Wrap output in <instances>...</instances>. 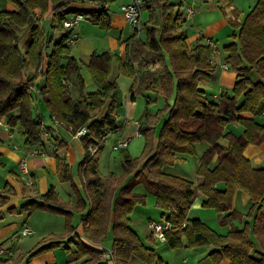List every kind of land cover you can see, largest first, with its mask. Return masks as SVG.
Wrapping results in <instances>:
<instances>
[{
	"label": "trees",
	"instance_id": "trees-1",
	"mask_svg": "<svg viewBox=\"0 0 264 264\" xmlns=\"http://www.w3.org/2000/svg\"><path fill=\"white\" fill-rule=\"evenodd\" d=\"M8 1L16 10L0 11V117L8 115L9 124L19 122L27 147H44L45 127L41 117L33 114L35 96L42 100L48 117L70 134L86 129L79 139L85 150L82 165L88 202L79 200L76 206H69L50 188L39 199L21 205L20 211L63 216L67 233L51 238L57 245L67 238L72 240L73 214L85 211L81 223L87 240L96 243L111 228L115 264H130L134 259L155 264L154 255L132 229L130 219L133 209L145 203V193H151L161 218L172 225L164 243L170 249H181L184 239L186 247L211 246L209 256L215 263L224 258L229 264H264V169L254 168L244 156L249 145L264 143V125L256 121L264 111V0H257L242 23L230 22L237 30L233 36L236 43L223 47L224 61L236 78L232 93L222 92L217 100H209L200 88L201 81L215 82L217 78L219 67L212 64L214 51L206 43L188 47L186 38L177 34L182 23L179 10L169 0H143L141 11H147V20L140 34L134 31L124 41L122 61L107 53L90 57L86 69L97 89L85 94L81 65L70 56L67 45L73 30L65 29L63 21L76 13L68 8L71 4L100 0ZM49 9L52 16L45 29L41 23ZM79 13L101 28L109 27L104 9ZM54 33L59 36L56 40ZM25 36V47H21ZM115 66L119 75L135 79L132 99L137 93L147 92L160 95L166 102L173 98L172 104L166 105L167 118L156 140L149 127L139 126L146 137L142 158L123 155V176L130 180L119 188L101 183L96 161L88 159L89 147L98 146L99 152L106 135L118 129L117 85L111 80ZM150 66H154L152 71ZM74 84L80 92L76 98L70 88ZM106 105L107 112L97 118ZM246 113L251 118L242 116ZM229 124L239 125L242 133L236 136L226 131ZM225 141L226 147L221 144ZM198 144L207 145L196 169L200 184L194 186L165 172L167 167L182 162V156L194 157ZM56 160L59 171L66 174L68 167L59 157ZM139 186L144 194L135 192ZM6 190L0 188V206L7 203ZM237 191L247 194L251 202L244 228L230 226L224 236L199 217H189L190 206L199 193L202 207L215 210L222 223H229L235 216L232 202ZM51 247L52 243L29 257ZM102 253L76 242L80 264H106Z\"/></svg>",
	"mask_w": 264,
	"mask_h": 264
},
{
	"label": "crops",
	"instance_id": "crops-1",
	"mask_svg": "<svg viewBox=\"0 0 264 264\" xmlns=\"http://www.w3.org/2000/svg\"><path fill=\"white\" fill-rule=\"evenodd\" d=\"M186 1L193 6L195 11L192 19L189 21H184L183 19V0H169V2L174 4L175 8L179 10L182 19L177 34H182L186 38V43L189 48L198 44H204L207 39H210L214 42H221L223 44L222 49L230 43H236L233 36L236 35L237 30L231 26L230 22H235L237 24L242 23L245 16L253 9L257 2V0ZM129 2L130 0H100L99 2L90 1L82 4H71L68 7L76 11V13L67 16L68 20L75 14H78L79 11L99 12L101 9H104L105 19L109 24V27L105 29L93 23L91 20L85 23H78V25L72 29L73 31L70 38L74 39V43H71L70 39L67 42L70 56L81 65L80 76L83 81L84 94L97 89L90 73L86 69V65L93 54L107 53L119 58L121 61L124 59V41L134 34V30L126 23L120 8L123 4ZM5 8L9 11L16 10L15 5L13 6L11 4H6ZM35 14L39 15V12L35 11ZM141 14L143 15L144 13L141 12ZM51 16L52 14L49 9V11L44 14L43 22H47L50 25ZM58 37L57 35L55 38ZM225 57V52H223V54L217 52L212 58V64L219 67L215 83L220 94L222 92L228 93V91L233 88L236 78V74L229 69V67H227V69L222 68V66H225V61H223ZM149 69L152 71L154 66L149 67ZM131 78L135 81L133 77ZM209 83V81H201L200 88L204 90L205 96L209 100H217L220 94L208 93L207 86ZM70 88L72 96L74 98L78 97L80 93L79 87L74 84L71 85ZM129 100L130 102H128L125 110V120L118 126L115 132L120 133L124 131L123 128L128 125V122L125 123V121L133 116L135 97L132 99L131 90ZM170 100L172 101V98ZM146 102L149 104L152 102V99H146ZM107 105L97 113V118L107 112ZM33 114L36 117L40 116L41 120H43V116H46L45 120L50 124V126L45 125L46 127L42 133L44 147H27L24 144L23 130L19 122L15 121L14 124H9L8 115L0 117V171L3 176V179L0 178V188L6 187L7 189L4 195L7 198V203L4 206H0V248L4 249V254L0 256V264H21V262H24V264H79L82 260L76 258V242H81L93 249L103 251L101 255L102 260L106 264H115L112 245L109 247L108 243V235L112 236L111 228L108 227L106 235L99 239L98 242L92 243L87 240L84 236L81 223L85 211H83V213L73 214L72 225L74 226V231L71 236L72 240L67 238L60 245H57L56 241L52 239L56 236L62 237L67 233L65 231L66 223L63 216L44 211H35L32 214L20 211L21 205L29 200L39 199V197L44 195L50 188H52L59 198L69 206H76L79 200L88 202V197L85 192V177L83 175L82 165L85 157V150L80 139L72 136L62 124L55 123L49 118L42 100L37 96H35V100L33 101ZM16 115V112L13 113L14 118ZM242 116L251 118V115L247 113ZM260 116L263 117L262 114ZM140 125L141 124H136L134 126L130 124L129 126L131 128L124 131V133H128L131 130L139 132L141 135L139 131ZM234 126L236 125L229 124L226 127V131L239 136L242 133V128L239 129L238 126L234 128ZM221 144L224 147L227 146L226 141L221 142ZM14 146H17L19 149L15 150ZM206 148L207 145L198 144L195 145L196 155L194 157L182 156V163L188 161L187 159H193L195 164L193 172L195 173L194 181L193 177H182V175L179 176L174 171L169 172L165 169V172L186 179L192 182L194 186H197L200 184V179L196 177V169L200 157ZM37 149H39L41 153L38 155L32 154V152ZM244 156L250 161L254 168L264 169V143L249 145L244 151ZM56 157H59L63 164L68 167V172L66 174L59 171ZM22 158L26 159L29 172L34 178L35 185L32 188L24 187L21 184L18 164ZM167 168L169 169L171 167ZM202 201L203 196L198 193L190 206L188 212L189 217L192 211H194L193 208L199 205L202 206ZM237 203L246 208L249 205L251 206L248 195L242 191H237L234 194L232 202V210L235 216L227 223L230 226H233V220L237 216L236 214H238L236 212ZM157 210L161 217L162 212L158 208ZM39 220H41L40 223H42L43 220V223L45 222L46 225L38 224L36 221ZM151 221L154 220L150 218L146 219L144 230L136 228L132 222L131 227L137 233L144 246L154 255L155 264H229L224 258L215 263L209 256V253L213 249L211 246L186 247V241L184 239V246L181 249H170L152 236L148 228V223ZM17 222H19V224ZM246 222H249V220H244V223ZM24 228L28 229L31 234L22 236L21 232ZM20 241L27 246V250L24 253L18 251V254V252L15 253L13 251V246ZM51 243L53 247L29 257L30 254L42 247L46 248ZM130 264L144 263L134 259Z\"/></svg>",
	"mask_w": 264,
	"mask_h": 264
},
{
	"label": "rangeland",
	"instance_id": "rangeland-1",
	"mask_svg": "<svg viewBox=\"0 0 264 264\" xmlns=\"http://www.w3.org/2000/svg\"><path fill=\"white\" fill-rule=\"evenodd\" d=\"M6 4H12L8 0H0V11H4L7 8H5ZM144 13L143 15L141 14L140 17V22L141 25H143L146 20H147V11H142ZM85 20L80 21L79 23H85ZM42 26L47 29L49 26V23L47 22H42ZM44 24V25H43ZM49 28V27H48ZM56 33L53 34V39H58L55 38L57 37ZM26 39V36L22 39L20 42L21 47H25L24 41ZM214 42V41H213ZM215 47L217 49L216 53L218 52L219 54H223V49L222 46L223 44L221 42H214ZM220 50V51H219ZM224 61V60H223ZM152 67V66H150ZM111 80L116 81L117 85V101L119 103V107L116 110L117 114V121H116V126L118 127L120 124L123 123L125 120V110L128 105L129 96H130V90L131 87L133 86V80L131 77H125L122 75H118L116 69L113 70L111 74ZM206 89V88H205ZM208 93H213V94H220V91L218 90L216 83L215 82H210L207 86ZM232 93V89L228 91V94ZM152 99V102L147 104L146 99ZM172 101L168 100L166 102L160 95H156L152 92H147L144 95H141L137 93L135 95V100H134V110H133V116L131 118H128L129 120H126L128 122V125H126L123 130L126 131L127 129L131 128L129 125H143L145 127L150 128V133L152 135V139L156 140L158 137V134L160 132V129L162 127V124L164 120L167 118V112H166V105L172 104ZM101 118V117H100ZM42 124L44 127L50 126V124L47 123L46 116H43L42 118ZM256 121L260 124L264 125V118L261 116L256 117ZM46 125V126H45ZM236 125V124H234ZM241 129L239 125H236ZM234 126V128H236ZM124 131L118 133V132H112L106 135L105 139L103 140V148L99 152L95 154L93 159L97 163V170H98V176L100 178V182L104 183L105 186H110V187H121L125 185L126 183L129 182L130 177H124L123 176V155L127 153L132 159H141L142 158V153L144 150V145L146 142V137L144 135L137 136V132L131 131L128 133H124ZM124 133V134H123ZM128 135V137H127ZM129 139V143L126 148L119 149V150H114L113 146L120 140L122 139ZM17 145V144H15ZM185 163L178 162L175 163L173 167L171 168H166L169 172H175L179 176L182 175V177H188L192 178L194 181L195 173L194 172V162L193 159H187ZM31 179H32V186H24L28 188H32L35 185V181L33 176L30 174ZM0 178L3 179V176L1 175L0 171ZM0 179V181H1ZM3 181V180H2ZM21 181V179H20ZM136 193L144 194L145 191L142 188V186H139L135 190ZM146 194V201L144 204H138L130 214V219L132 224L139 229L144 230V226L146 225V219L150 218L154 220L155 222H158L161 220V217L159 216L158 210L155 206V198L153 194L151 193H145ZM76 205V204H75ZM236 214L237 216L233 220V226L237 228H244L245 223L244 220H248L247 214L249 213L250 210V205L246 208L242 205H239L238 203L236 204ZM194 211H192V214L190 217H199L202 219L201 221L210 229L215 231L219 235H226L229 231V224L222 223L220 219L218 218V215L215 210L209 209V208H204L202 206H197L193 208ZM192 209V210H193ZM200 214V216H199ZM79 219V218H76ZM41 220L36 221L38 224L40 223ZM206 223H205V222ZM19 224V222H17ZM46 225V223H42ZM112 236L108 235V243L109 247L112 245ZM27 246L20 241L19 243H15L13 246V251L17 253L20 251L21 253H24L27 248ZM18 249V250H17ZM4 250V249H3ZM19 254V252H18ZM21 264H24V262H21ZM80 264V263H79Z\"/></svg>",
	"mask_w": 264,
	"mask_h": 264
},
{
	"label": "built area",
	"instance_id": "built-area-1",
	"mask_svg": "<svg viewBox=\"0 0 264 264\" xmlns=\"http://www.w3.org/2000/svg\"><path fill=\"white\" fill-rule=\"evenodd\" d=\"M143 0H130L129 3L127 4H123L121 6V12L122 15L126 21V23L133 28V30L135 32H137V34H140L141 30H142V25L140 22V17H141V6H142ZM184 3V11H183V19L184 21H189L192 19L193 15H194V8L192 5L188 4L186 0H183ZM39 16V15H36ZM82 20L88 21L90 20V18L88 16H85L81 13L75 14L71 19L69 20H65L63 21V27L65 29H73L75 26L78 25V23ZM71 43H74V39H70ZM206 44L209 45L213 51L214 54L216 53L217 49L215 47V44L212 40L207 39L206 40ZM222 68L227 69V66H222ZM262 116L264 117V112H262ZM54 121V119H52ZM55 123H58L56 121H54ZM42 123V120H41ZM1 125V122H0ZM86 134V129L80 128L79 130H77V132L72 135L75 138H80L81 136ZM137 136H140L139 132H137ZM129 139L130 138H126V139H122L120 141H118L114 146L113 149L114 150H119V149H123L126 148L128 143H129ZM15 150H18L19 148L17 146H14ZM98 151V146H91L89 147V157L88 159H91L94 157V155L97 153ZM40 150H34L32 152V154L34 155H38L40 154ZM18 170L20 173V179L23 185L25 186H32L33 182L30 176V172L28 169V165L26 162L25 158H22L18 164ZM148 228L151 231L152 236L160 243L164 244L165 243V233L167 231H170L172 229V225L170 224V222L165 218L162 217L160 221L155 222V221H151L148 223ZM31 232L24 228L21 232L22 236H27L30 235ZM4 254V250L2 248H0V256Z\"/></svg>",
	"mask_w": 264,
	"mask_h": 264
}]
</instances>
